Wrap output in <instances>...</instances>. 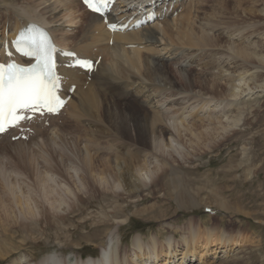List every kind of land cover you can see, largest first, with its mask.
<instances>
[{
  "label": "bare ground",
  "instance_id": "1",
  "mask_svg": "<svg viewBox=\"0 0 264 264\" xmlns=\"http://www.w3.org/2000/svg\"><path fill=\"white\" fill-rule=\"evenodd\" d=\"M209 1L168 0V6L172 3L173 7L170 11L167 10L168 12L160 21L137 30L116 33H110L102 23L101 17L87 11L79 0H30L28 6L24 2L19 3L16 0L0 2V15L3 16V21H0V42L4 38L5 29H7L9 41V37L13 36L20 26L27 21H36L49 30L52 38L61 47L74 50L79 56L92 55L96 57L100 55V61L89 78L78 69L61 68L65 77V88L74 83L75 90L61 113L58 116L50 117L49 121L53 126L52 129H54L56 118L66 110L71 125L68 126L67 121V126L64 127V124H61L53 131L41 134V139H32V144L40 147L39 151L41 149L51 150L53 155L57 152L53 146L57 137L72 139V141L69 140L72 154L69 156V160L77 165L83 173L80 179L82 186L85 187L83 192L85 196L71 190L70 187L72 186L65 177L60 163L42 151L41 158L44 159V163L48 164L45 166V178L40 175H36L35 180L33 178L35 185L41 190L39 199L32 198L28 195V189L25 193L20 187L17 194L14 189L15 185H12L13 181L5 180L6 192L0 194V203L11 201L17 207L18 214L24 218L30 217L36 220V216L40 215L36 222L42 221L45 224L42 231H45L50 225H56L58 222L67 219L66 215L63 216L58 213L62 205L71 207V212L78 211V208H75L73 204L66 203L64 191L76 197L77 201L82 200L90 203L97 195L99 198H106L110 195L115 200L120 194H124L126 198H134L148 187L154 191V187H159L162 190L167 188V192L171 195V190L164 187L168 182L166 177L170 175L174 176V180L181 186L180 177L184 176L187 170L175 166L171 160L169 161L163 154L165 149H176L173 143L175 146L181 145V140L185 135L188 136L187 140H189L193 150L200 147L199 142H202L207 148H212L216 140L224 137L226 133L228 134L238 123L239 114L244 111V108L240 107L244 101L238 97L247 88L252 89L249 85L246 88L241 85V81L246 76L244 73L249 70L241 71L237 76L225 75L222 71L223 60L221 58L211 57L207 61L198 62L197 66H201V71L192 79H189V73L193 70L190 67L188 81L186 78L177 77L173 74L167 64L168 59H173L176 62L186 60L193 63L196 61L193 56L195 52L198 53V56H203L205 53L211 56L210 52H214L211 53L212 56L214 54L226 55L229 61L234 62L235 65L239 63V60L244 61L242 64L250 63V57L257 55L255 49L235 45L234 42H230V39L220 35L222 30H227L231 34L240 33L247 26L253 25L244 26L245 19L237 20L231 16L232 13H228L227 16L226 11L231 9L232 3L233 8H238L247 2L241 0V2L238 1L237 4H234L233 0H215L217 4L214 6ZM145 2L147 0H120L121 12L109 14V19L114 21L129 15L128 10H126L127 7L142 5ZM164 5L165 0L157 2V11L161 12ZM76 8L78 10L82 8L80 14L77 13ZM109 39H111V44L108 42ZM219 47H223L225 50L218 49ZM258 58L263 61L260 55ZM204 69L207 71L218 69V72H205ZM202 71L205 73L203 74ZM252 78L253 82L260 80L259 76H256V79L255 76ZM235 81H238L237 84ZM258 86H264V82L259 83ZM189 89H196V92L190 93L191 95L188 96ZM162 95H165L167 100L169 99L168 104L170 106L182 105L181 100L186 97L201 101L202 107L212 106L215 108L223 102L228 106L229 112L231 108L235 107L238 115H226L222 120V117V119L217 118V116L209 117L211 116L210 113L205 119L207 123L201 122L203 118L198 120L201 123L197 121L187 123L186 116L181 109L176 116L177 120H168V114L166 115L160 107V96ZM66 127H71L70 131ZM32 128L36 135L47 130L43 128V121L33 123ZM198 128L200 129L198 130ZM211 131H215L217 134L214 136ZM182 132H185L184 135ZM209 135L212 138L207 140L208 142L205 144V138ZM3 138L6 139L5 135L0 136V142ZM40 142L44 145L38 144ZM188 154L189 152L186 153V156ZM152 158L155 159V162L150 160ZM152 163L153 165H151ZM53 174L60 176L61 182H55ZM181 174L182 176H180ZM27 176L31 175L28 173ZM148 179L150 185L146 182ZM49 181L57 183L56 187L59 189L52 187ZM58 183L67 185V188L64 191L61 190ZM73 183L75 184L74 179ZM97 183L102 190L99 189ZM75 187L79 190L76 185ZM118 189H121L122 192H116ZM176 193V204L180 207L181 193ZM164 195L167 196L166 193ZM191 202L194 206V202ZM160 207L163 208L164 205L150 204L138 210L146 212L148 217L155 215L161 217V215L166 214ZM125 209L126 207L113 204L110 213L101 212L103 217L96 220L95 223L100 227L108 226V215L117 217ZM78 212L82 213L81 210ZM18 214L11 211L10 208H6L3 215L5 219L13 218L14 224L17 226L15 229L19 232L18 235L22 236V233L27 231L33 232V226L16 220ZM195 221L192 218L188 219L186 223L187 233L185 234L183 231L180 239L176 242L174 239L178 235L176 228H172L171 236L169 235L170 237L164 241H159L157 235L150 237L147 242H144L140 235L134 236L132 245L137 249L134 250L135 253L143 252L142 254L143 256L146 255V259H157L164 252L169 254V258L170 255L174 258V253L177 251L176 243H181L184 246V251L178 264H190L191 259L189 257L197 256V252L202 251H197L200 245H197L196 242L200 235H198L195 227L199 228L198 230L200 227ZM1 228L5 231L7 227L3 226L0 221V230L3 231ZM1 231V235H4V231ZM201 231H204L205 234L206 231L208 232L205 239L206 246L208 243L216 241L225 247L223 254L231 250V247L229 249L227 247L234 240V235L225 234L222 232L223 230L214 233L208 228L201 229ZM213 233L216 235L214 236ZM5 235L3 238L5 240H0V255L2 257L10 253L3 242H10L8 240L15 236L10 234V238L7 233ZM110 235L109 243L115 237H113V232ZM114 235H117V238L112 252L110 248V250L103 248L100 252L92 251L94 255L84 262L80 261V264H130L122 253V236L119 228ZM27 236L25 234L23 239L21 238L24 243ZM240 241L248 244L254 243L249 238H242ZM239 247H243V245ZM246 247L248 246L246 245ZM29 256L28 262L35 259V255L32 253ZM77 256L82 258L81 251ZM7 257H11V264H19L20 258L25 256L21 255L13 260L15 255L12 252ZM32 264H68L65 248L61 247L58 252L47 254ZM221 264L247 263L244 259L233 258L229 261L221 259Z\"/></svg>",
  "mask_w": 264,
  "mask_h": 264
},
{
  "label": "rangeland",
  "instance_id": "2",
  "mask_svg": "<svg viewBox=\"0 0 264 264\" xmlns=\"http://www.w3.org/2000/svg\"><path fill=\"white\" fill-rule=\"evenodd\" d=\"M2 1L13 2V0H0V2ZM16 1L19 3L24 2L26 6L30 4V0ZM233 1L234 4H237L238 1L241 2V0ZM244 1L247 3L238 8H233L232 3L231 9L226 11L227 16L228 13H232L231 16L237 20L245 19L244 26L247 24L253 25L247 26V28L240 33L236 32L231 34L227 32V30H222L220 35L224 38L227 37L228 40L230 39V42H234L235 45L247 46L249 49H255L257 55L250 57V63L245 62L242 64L244 61L239 60V63L235 65L234 62L229 61L226 55L220 56V54H214L212 56L214 52H210L211 56L205 53L202 59L201 57L203 56H198L197 52L193 53L196 59L193 63H189L186 60L180 62H176L173 59L167 60V64L173 74L177 77L186 78V81L197 76L198 72L201 71V66H197L198 62L207 61L211 57L215 59L221 58V60H223L221 66L224 72L223 74L225 75L233 74L237 76L241 71L249 70L244 73L246 76L244 80L241 81V85L244 88L249 85L252 89L247 88L241 93V96L238 97L244 101L240 104V107H243L244 111L239 114L240 120L233 130L229 131L228 134L226 133L224 137L216 140L213 144L214 146H211L212 148H207L202 142H199L200 147L194 148L193 150L190 147L189 140H187L188 136L186 135L183 140H181V145L175 146V143H173L176 149H169L166 147L167 149H165L163 154L167 159H169V161L171 160L175 166H180L184 170H187L184 176H182V174L180 175L182 176L180 177L182 181L181 186L174 180V176L170 175L166 177L168 182L164 187H168L171 190V195L167 192V188L162 190L159 187H154V191L148 187L149 189L146 188V190H142L139 196L134 198H126L124 194H120L117 200H115L111 198L110 195L106 198H99V195H97L88 203L82 200L77 201L76 197L64 191L67 185L58 183L61 190L64 191L66 203L73 204L74 207H77L78 211L81 210L82 213L80 214L78 211L71 212V207H67L64 204L62 205L64 209L61 207L58 213L63 216L66 215L67 219L58 222L56 225H50L45 231H42V227L45 224H43L42 221L36 222L37 219L39 220L40 215L36 216V220L30 217L24 218L18 214L17 207L11 201L0 203V221L3 226L7 227L5 231L1 228L4 232L0 231L3 232L4 235L0 233V240H5L3 238H5L6 233L8 237H10V234L15 235L8 240L11 243L3 242L10 253L13 252V255H15L13 260L18 256L24 255L25 257L20 258L18 261L19 264H32L34 261L39 260L47 254L55 253V251L58 252L62 247L65 248V257L68 259V264H80V261L84 262L94 255L92 253L100 252L103 248L108 250L111 249L110 251L112 252L117 238V235H114V233L119 228V232L122 236L121 248L124 257L129 260L130 264H143L140 260L142 259V262H144L146 255L143 256V252H139L138 254L135 253L134 250L137 249L132 245L134 236L140 235L143 241L147 242L150 237L157 235L159 241H164L171 236L170 232L172 233V228H176L178 235L174 239L177 241L180 239L183 231H185V234L187 233L188 229L186 223L188 219L192 218L198 222V227H200V230L195 227L197 233H199L198 235H200L196 244L200 245L197 250L202 251L197 252V257H190V264H221V259L229 261L233 258L244 259L247 264H264V86H258L259 83L261 84V82H264V0ZM209 3L214 6L217 4L215 0H210ZM76 9L78 10V8ZM77 13H80V10H78ZM0 18H2V16H0ZM221 48L225 50L223 47H219L218 49ZM259 55L263 58V61L259 60ZM221 66L219 67L221 68ZM190 67H192L193 70L190 71V77L188 79V70ZM204 71L217 73L218 69H211L210 71L204 69ZM204 71H202L203 74L205 73ZM253 76H255V79L256 76H259L260 80L253 82ZM237 82L238 81H235L236 84ZM195 92L196 89H189L188 96ZM160 98V107L166 115L168 114V120H177L176 116L181 109L186 116L187 123H191L192 121L199 122V118H203L201 122H204L210 113L211 116L209 117H222V120H224L226 115L237 114L235 107L230 109V112L233 111L230 113L228 106L223 102L215 108L212 106L202 107L201 101L186 97V100H181L182 105L170 106L168 104L169 99L167 100L165 95L160 96ZM65 114L66 115L63 117L64 122L62 123L64 127L67 126V123L68 126L69 124L71 125L67 117L68 112ZM205 123L207 122L205 121ZM70 129L71 127L67 128L68 131H70ZM199 129L200 128H198V130ZM212 132L213 131H211V134L214 136L217 134L215 131ZM184 133L182 132L183 135ZM39 138L40 137L35 139L38 140ZM211 138V135L205 138V144L208 142L207 140H211ZM69 140L72 141L71 138L63 139L60 138V136L57 137L55 142H53V146L57 150L54 155L51 150L41 149L39 151L40 147L32 144L31 140L19 141V143L18 141H7L0 145V194H5L6 186L4 183L5 180H7L8 182L13 181L12 185H15L14 189L17 194L19 193L18 189L20 187L25 193H27L28 189V195L32 198L39 199L41 190L35 185L34 180L36 179V175L45 178V166L48 165L44 163V159L41 158L42 151L47 155H51L55 161L60 163L65 177L72 186L70 187L69 185V187L72 188L71 190L78 194H84L85 187L84 185L82 186L80 179L83 173L77 165L69 160V156H72ZM2 141L4 142L5 139L3 138L0 143H3ZM38 144L41 146L44 145L41 142ZM177 148L179 149L177 150ZM187 152H189V154L186 156ZM150 160L155 162L153 158ZM151 165H153V163ZM28 173L31 176H27ZM53 177L55 178V182H61L62 178L60 176L58 177L53 174ZM73 179L75 184L73 183ZM55 182L49 181V184L58 190L59 187H56L57 183ZM146 182L149 183L150 180L148 179ZM98 185L97 183V186ZM98 187L101 189V186ZM116 192L121 193L122 191L118 189ZM176 192H178V194L181 193L182 200H179L181 204L180 207L176 204ZM164 193H166L167 196L164 195ZM82 196H85V194ZM191 197H193V200ZM191 201L194 202V206H192ZM113 204L126 207V209L118 214L117 217H113L109 214V225H101L102 227H100V225L95 223L96 220L103 217L101 212L106 211L110 213L111 205ZM150 204L155 206L164 205V209L162 207L160 208H162L163 213L166 215H161V217L160 215L148 217L146 212H140V210H138ZM6 208H10L13 212L15 211L18 214L16 220L28 226H33L34 231L23 232L22 236L18 235L17 233L19 232L15 229L17 226L14 224L13 218H4L3 214ZM201 223L202 225H200ZM203 227L209 230L211 229L214 233L223 230L222 232H225V234L229 233L230 235L232 234V236L234 235V240H232L227 247L228 249L231 247V250L223 254L225 247L216 241L210 242L206 246L205 239L208 232L206 231L205 234L204 231H201V229H205ZM111 232H113V237H115L109 243L108 239L109 236H111ZM25 234L28 236L24 243L22 239ZM215 235L216 234H214V236ZM242 238H249L253 240L254 243L248 244L247 242H242L240 241ZM241 245H243V247H239ZM246 245L248 247H246ZM182 247L183 245H181V243H179V247L178 244H176L177 256L174 259L175 262L172 258L162 255L156 261L157 263H154L155 261H153L152 258H148L145 264H176V259L181 256L179 253ZM80 251L82 253V258L77 256ZM31 253L35 255V259L28 262ZM9 254L5 257L0 255V264L12 263L10 260L11 257H7ZM132 255L136 257L131 258ZM200 255L201 258L198 259Z\"/></svg>",
  "mask_w": 264,
  "mask_h": 264
},
{
  "label": "snow or ice",
  "instance_id": "3",
  "mask_svg": "<svg viewBox=\"0 0 264 264\" xmlns=\"http://www.w3.org/2000/svg\"><path fill=\"white\" fill-rule=\"evenodd\" d=\"M83 3L107 23L106 13L114 0H83ZM107 27L117 30L115 23H107ZM13 43L17 52L34 58L35 63L27 67L15 62L0 64V134L20 127L22 121L31 120L37 114H56L66 103L59 95L62 77L56 71V47L48 32L33 25L21 31ZM65 55L74 57L75 53ZM69 67L91 73L94 71V61L76 58ZM71 90H75V85Z\"/></svg>",
  "mask_w": 264,
  "mask_h": 264
}]
</instances>
